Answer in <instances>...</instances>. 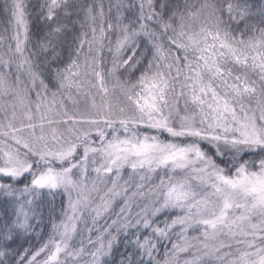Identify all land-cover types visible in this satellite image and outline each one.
<instances>
[{
    "label": "snow or ice",
    "instance_id": "1",
    "mask_svg": "<svg viewBox=\"0 0 264 264\" xmlns=\"http://www.w3.org/2000/svg\"><path fill=\"white\" fill-rule=\"evenodd\" d=\"M28 8L0 3V264H264V0Z\"/></svg>",
    "mask_w": 264,
    "mask_h": 264
},
{
    "label": "trees",
    "instance_id": "2",
    "mask_svg": "<svg viewBox=\"0 0 264 264\" xmlns=\"http://www.w3.org/2000/svg\"><path fill=\"white\" fill-rule=\"evenodd\" d=\"M34 2H35V0H25V3L29 5V8H28L29 12H32L31 4ZM104 2H105V5H107V0H104ZM0 3H2V0H0ZM33 15H34V13H33ZM4 21H5V17L0 15V30H2V28L4 26ZM30 26H31V31L35 33L37 31V25H36L35 20L31 17H30ZM56 204H57V208H58L59 207V198H57ZM168 247H170V245H168ZM164 251H165V244L162 243L161 248H160L161 258H162Z\"/></svg>",
    "mask_w": 264,
    "mask_h": 264
},
{
    "label": "rangeland",
    "instance_id": "3",
    "mask_svg": "<svg viewBox=\"0 0 264 264\" xmlns=\"http://www.w3.org/2000/svg\"><path fill=\"white\" fill-rule=\"evenodd\" d=\"M191 235H196V233H191Z\"/></svg>",
    "mask_w": 264,
    "mask_h": 264
}]
</instances>
